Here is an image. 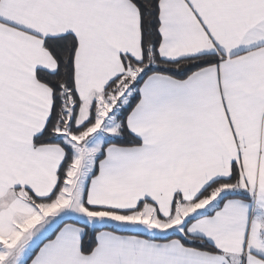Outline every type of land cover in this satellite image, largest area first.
<instances>
[{
	"label": "snow or ice",
	"instance_id": "1",
	"mask_svg": "<svg viewBox=\"0 0 264 264\" xmlns=\"http://www.w3.org/2000/svg\"><path fill=\"white\" fill-rule=\"evenodd\" d=\"M0 264H264V0H0Z\"/></svg>",
	"mask_w": 264,
	"mask_h": 264
}]
</instances>
